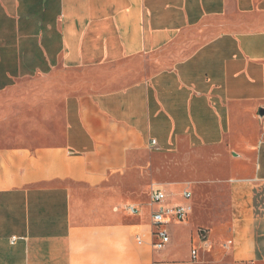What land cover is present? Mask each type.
<instances>
[{
    "label": "crops",
    "instance_id": "1",
    "mask_svg": "<svg viewBox=\"0 0 264 264\" xmlns=\"http://www.w3.org/2000/svg\"><path fill=\"white\" fill-rule=\"evenodd\" d=\"M261 109L264 0H0V264H264Z\"/></svg>",
    "mask_w": 264,
    "mask_h": 264
},
{
    "label": "built area",
    "instance_id": "2",
    "mask_svg": "<svg viewBox=\"0 0 264 264\" xmlns=\"http://www.w3.org/2000/svg\"><path fill=\"white\" fill-rule=\"evenodd\" d=\"M262 129L264 132V118L262 119ZM155 145V141H151V146ZM150 203L155 208L151 214V224L153 227V238H155V243H153V247L156 249L162 248L165 244L169 242V237L167 231L165 230V226L169 225L173 222H184L188 216V209L183 205H174L171 207H164L163 204L166 200V193L164 188L155 184L150 187L149 190ZM191 193L187 191L182 192V198L187 200L190 199ZM123 212H127L131 215H136L138 213L137 209L133 206H124L122 208ZM16 238L13 237L12 241H15ZM192 260H196L197 251H191Z\"/></svg>",
    "mask_w": 264,
    "mask_h": 264
},
{
    "label": "rangeland",
    "instance_id": "3",
    "mask_svg": "<svg viewBox=\"0 0 264 264\" xmlns=\"http://www.w3.org/2000/svg\"><path fill=\"white\" fill-rule=\"evenodd\" d=\"M171 190V189H170ZM172 191V190H171ZM175 191L176 192H179L180 190L178 188H175ZM147 197V196H146ZM177 201V200H180V197H174ZM164 207H166L164 205ZM173 225H169L167 227V230L168 232L170 233L171 232V229L174 228V231H178V230H183V235L181 236H178L177 237V243L175 244V251L176 253L179 254V256L182 258V259H185L186 258V255H187V252L189 250V242H188V235H189V232H190V228L187 227L184 223L182 222H173L171 223ZM179 232V231H178ZM180 234V233H179Z\"/></svg>",
    "mask_w": 264,
    "mask_h": 264
},
{
    "label": "water",
    "instance_id": "4",
    "mask_svg": "<svg viewBox=\"0 0 264 264\" xmlns=\"http://www.w3.org/2000/svg\"><path fill=\"white\" fill-rule=\"evenodd\" d=\"M259 118L262 120L264 118V109H261L259 112Z\"/></svg>",
    "mask_w": 264,
    "mask_h": 264
}]
</instances>
